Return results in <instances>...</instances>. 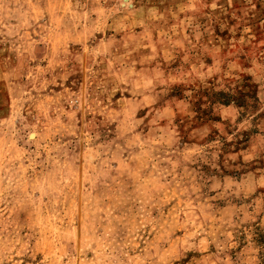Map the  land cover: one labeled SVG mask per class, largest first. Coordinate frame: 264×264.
I'll use <instances>...</instances> for the list:
<instances>
[{"label":"rangeland","instance_id":"374dc122","mask_svg":"<svg viewBox=\"0 0 264 264\" xmlns=\"http://www.w3.org/2000/svg\"><path fill=\"white\" fill-rule=\"evenodd\" d=\"M0 264H264V0H0Z\"/></svg>","mask_w":264,"mask_h":264},{"label":"trees","instance_id":"16d2710c","mask_svg":"<svg viewBox=\"0 0 264 264\" xmlns=\"http://www.w3.org/2000/svg\"><path fill=\"white\" fill-rule=\"evenodd\" d=\"M244 96H249L250 98H252V102H250V107H255L256 103L258 102L257 97L254 94L249 95L248 93H244L242 91H237L236 93H229V92H225V91H219V92H213L211 97L213 99L218 100L219 102H221L222 104H230V103H234L237 106H247V103L244 102V100L242 99V97Z\"/></svg>","mask_w":264,"mask_h":264}]
</instances>
